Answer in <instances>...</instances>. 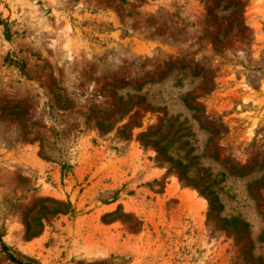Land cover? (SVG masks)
Here are the masks:
<instances>
[{"label":"rangeland","instance_id":"374dc122","mask_svg":"<svg viewBox=\"0 0 264 264\" xmlns=\"http://www.w3.org/2000/svg\"><path fill=\"white\" fill-rule=\"evenodd\" d=\"M228 1L0 0V264H264V0Z\"/></svg>","mask_w":264,"mask_h":264},{"label":"trees","instance_id":"16d2710c","mask_svg":"<svg viewBox=\"0 0 264 264\" xmlns=\"http://www.w3.org/2000/svg\"><path fill=\"white\" fill-rule=\"evenodd\" d=\"M239 2H233L231 0H229L226 5L223 7L225 10L233 7V11H231L230 15L231 17L223 18L226 20V32L230 31V29L232 28V23L234 22V20L237 18V14L239 12V8H238ZM218 5L215 4L214 6L210 7L208 9V14L211 16V18H213L214 20L216 19V16H214L212 14V11L217 7ZM234 16V17H233ZM1 23V22H0ZM237 27H239V25H237ZM241 28L242 30H244L245 26H243L241 24ZM6 33V37L8 38V30L5 28ZM184 102L186 104L187 107L193 109V110H198L199 109V104L198 103H194L193 102V98H185ZM21 103H15L14 105L10 106V108H13L15 111H21L24 110V108L20 105ZM200 120V118H198ZM127 125H124L123 127L125 128ZM215 127H212L211 131H214ZM141 138H146L149 137V133L145 132V133H141L140 134ZM149 141V140H148ZM158 155H160V153L162 152V148L161 150H157ZM212 156L214 158H217V152H216V147H214V151L212 150ZM167 161L173 163L174 168L177 170V174L181 179H184L185 181H193L190 180L189 178H187V165H185L184 163L181 162V160H173L171 157L167 159ZM247 169H249V167L247 166H237L235 164H229L227 165V171H229L232 174H236V175H245L247 174ZM264 179V178H263ZM259 181V182H258ZM256 180L255 182L249 183L248 184V191L250 193V195L253 198H257L258 197V189L259 186L261 184V180ZM194 188H196L198 190V192L203 195L208 202V214H217V212H220L223 208V206L221 205V203L218 200V196L216 195L215 191L213 190V181H209L206 176L204 175H198L196 177V180H194L193 182H190ZM64 205V204H63ZM66 206V205H64ZM59 212L61 210H58ZM224 223V226L227 227L225 228L226 230H229V232L233 235V237L237 240V243H239L241 245V250L243 252V255L249 259H252V248L250 246V242L248 239V235H247V227L248 224L246 222H244L243 220H240L236 217L230 218L229 220L226 219H221ZM27 226V233L30 235H34L35 233H29L28 229H29V225L28 223H26ZM2 250L3 252L6 254L7 258L15 263V264H32V262H30L29 260H22L21 258H18L17 256L13 255L12 253H10L8 251V248L2 244ZM257 264H262V261L260 258L255 259Z\"/></svg>","mask_w":264,"mask_h":264}]
</instances>
